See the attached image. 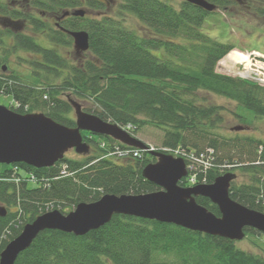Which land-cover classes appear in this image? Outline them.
<instances>
[{
  "label": "trees",
  "instance_id": "trees-1",
  "mask_svg": "<svg viewBox=\"0 0 264 264\" xmlns=\"http://www.w3.org/2000/svg\"><path fill=\"white\" fill-rule=\"evenodd\" d=\"M23 1L26 7L18 9L0 0V48L3 38L10 36L12 51L27 53V58L20 60L31 73V79L7 74L0 63V96L12 98V110L43 113L74 127L72 103L79 101L86 113L120 127L130 126L128 132L133 136L146 125L161 130L162 148L205 158L212 150V166L205 172L195 171L199 182L210 184L231 172L235 158L243 163L239 166L244 167L242 171L264 174V142L252 137L226 138L212 131L221 121L222 108L198 101V92L217 95L264 119V87L216 71L217 63L235 46L203 32L205 19L214 12L181 0L176 5L167 0H120L119 12L140 23L139 33L122 19L106 15L107 0ZM209 1L218 9L236 4L233 0ZM248 1L245 9L255 8L264 16V0ZM78 7L99 15L87 17L83 9V17L64 18L56 28L49 25L47 18L54 11L61 17ZM20 26L33 34L17 30ZM63 30L87 31L90 57L83 63L71 64L62 55L64 47L73 45ZM38 37L48 40L50 46L40 45ZM81 135L91 148L88 155H76V159L64 156L48 168L16 163V172L0 164V204L7 210L6 216L0 217V252L25 224L51 209L66 214L77 204L93 203L106 194L160 190L142 176L154 157L147 153L136 159L108 156L115 145L127 148L107 136ZM27 174H32L35 182ZM184 182L179 185L184 187ZM31 183L34 186H29ZM229 196L264 213V179L260 177L246 184L233 181ZM195 201L220 216L207 198L199 196ZM245 233L258 232L245 229ZM14 264H264V255L243 251L234 241L172 224L113 215L108 223L82 236L45 230Z\"/></svg>",
  "mask_w": 264,
  "mask_h": 264
},
{
  "label": "water",
  "instance_id": "water-1",
  "mask_svg": "<svg viewBox=\"0 0 264 264\" xmlns=\"http://www.w3.org/2000/svg\"><path fill=\"white\" fill-rule=\"evenodd\" d=\"M182 1L206 12L216 10L215 4L209 0ZM68 15L83 17L85 11H65L58 20ZM21 29L22 26L17 28ZM63 31L73 39L76 55L88 50L87 31ZM72 107L75 126L68 127L43 113L20 114L0 105V164L23 163L35 168H48L71 149L76 154L86 155L89 153V145L83 142V131L107 136L140 150L146 149L143 142L118 125L84 112L76 102L72 103ZM150 154L156 161L143 168L142 176L160 190L119 196L106 194L93 203L77 204L67 214L58 210L40 214L32 222L25 224L21 232L6 244L0 252V264H14L18 255L28 249L37 235L45 230L82 236L108 223L113 215L155 220L234 242L244 238L245 229H253L264 235V213L245 207L229 196L230 184L235 179V174L227 172L216 177L210 184L181 187L179 182L187 175L183 159L160 152ZM199 196L216 205L220 216L199 205L195 201V197ZM6 214L7 210L0 205V217Z\"/></svg>",
  "mask_w": 264,
  "mask_h": 264
},
{
  "label": "rangeland",
  "instance_id": "rangeland-1",
  "mask_svg": "<svg viewBox=\"0 0 264 264\" xmlns=\"http://www.w3.org/2000/svg\"><path fill=\"white\" fill-rule=\"evenodd\" d=\"M2 1L8 5H10V2L16 1V3L13 5L14 8L18 7V9H20L19 6L26 7V2L23 0ZM167 1L176 5L180 0ZM119 4L120 0H107V10L105 11L106 15L112 18L117 17L118 19H122L123 22L130 24L132 29L141 33L142 28L140 27V23L131 15L119 12ZM251 5L255 6L256 4L255 2H252ZM75 9H86L87 17L91 18H96L97 15H99V13L92 12L86 7H78ZM52 14L57 16L58 12L54 11ZM47 20L49 21V25L54 26L55 17H49ZM202 29L203 32H205L211 38H214L221 43H229L234 45V50H238L240 53L242 52L245 54L247 52L256 51L264 54V16L256 13L255 8L252 10L236 8L235 6H228L225 9L217 8L213 14L207 16ZM22 31L26 34H33L28 27L26 28L23 26ZM3 41L4 45L0 48V63L1 66H3L4 71L7 74L12 72L19 75L21 78L31 79V73L28 70L27 65L22 63L20 60V57L27 58V53L21 50H16L13 52L10 36H5ZM37 42L43 47L50 46L48 40H45V38L38 37ZM61 53L63 56L68 58L71 64L74 65L81 64L90 57L88 52H85L82 55H76L72 44L69 48L64 47V49L61 50ZM3 59L6 61L4 62ZM233 60L234 57L233 59L230 57L229 60L222 59V62L217 64L216 71L229 76L241 75V64L235 63ZM198 97H200L198 101L201 104L217 105L222 108L220 111L221 121L215 124L214 128H212V131H215L222 137L226 138L236 136L252 137L264 142V119L256 117L250 110L246 108L237 107L235 102L229 101L223 97L207 94L205 92H198ZM77 102L80 103L79 101ZM11 103L12 98L10 96H0V105L11 109ZM86 106L88 107V104H86ZM237 115H240L242 118H238ZM235 127H238L239 129L234 130ZM135 137L146 145L153 146L155 149L162 148L161 141L163 138V133L161 130L155 127L148 125L143 126L137 131ZM256 152L259 153L260 148H258ZM76 155L77 154L73 150H69L64 156L67 158L76 159ZM232 163H234L233 165L235 167L232 168L233 170L231 171L236 175L234 179L235 184L238 185L252 183L253 179L257 177H260V180L264 179V174L242 171L241 168L244 167L239 166H241L243 163L240 164L237 158H235ZM29 186H34V184L31 183ZM10 211H13V209L10 208ZM235 245L237 248L243 251L261 256L264 255V235L259 232L257 234L247 235L245 233L244 238L240 241H236Z\"/></svg>",
  "mask_w": 264,
  "mask_h": 264
},
{
  "label": "built area",
  "instance_id": "built-area-1",
  "mask_svg": "<svg viewBox=\"0 0 264 264\" xmlns=\"http://www.w3.org/2000/svg\"><path fill=\"white\" fill-rule=\"evenodd\" d=\"M241 76L256 82L257 84L264 86V55H260L256 52H251L247 54L246 61L242 65V73ZM129 128V127H127ZM152 151L153 148L150 147L148 149ZM174 154L175 156H179L186 160L187 167L190 171L188 175L187 182L191 185L196 184L199 180L196 177V172L198 169L202 172L207 171L212 166V159L210 155L213 154V151L209 150L206 158L204 155L200 154L199 156H195L193 154H187L180 149H164ZM112 154H116L120 157H140V153L138 151L130 150V149H119L115 147ZM204 182V180H200Z\"/></svg>",
  "mask_w": 264,
  "mask_h": 264
},
{
  "label": "flooded vegetation",
  "instance_id": "flooded-vegetation-1",
  "mask_svg": "<svg viewBox=\"0 0 264 264\" xmlns=\"http://www.w3.org/2000/svg\"><path fill=\"white\" fill-rule=\"evenodd\" d=\"M18 2V1H17ZM236 2V4L234 5L236 8H248L249 6H248V3H249V1L248 0H240L239 2H237V1H235ZM16 3V1H12L11 3H10V5L12 4V6L14 5ZM52 16L53 17H55V22H54V27L56 28V27H58L59 26V22L62 20V19H60V20H58V18H60V17H57V16H54L53 14H51V18H52ZM68 17H72L71 15H68V16H66V17H64V18H68ZM63 18V19H64Z\"/></svg>",
  "mask_w": 264,
  "mask_h": 264
},
{
  "label": "bare ground",
  "instance_id": "bare-ground-1",
  "mask_svg": "<svg viewBox=\"0 0 264 264\" xmlns=\"http://www.w3.org/2000/svg\"><path fill=\"white\" fill-rule=\"evenodd\" d=\"M232 55H233V53L231 52V53H229L224 59H228V58H230ZM243 58H245V57H244V56H241V59H243Z\"/></svg>",
  "mask_w": 264,
  "mask_h": 264
},
{
  "label": "crops",
  "instance_id": "crops-1",
  "mask_svg": "<svg viewBox=\"0 0 264 264\" xmlns=\"http://www.w3.org/2000/svg\"><path fill=\"white\" fill-rule=\"evenodd\" d=\"M221 62H222V60L220 61V63H221ZM220 63H219V64H220Z\"/></svg>",
  "mask_w": 264,
  "mask_h": 264
}]
</instances>
